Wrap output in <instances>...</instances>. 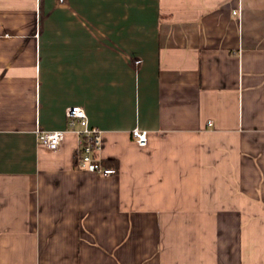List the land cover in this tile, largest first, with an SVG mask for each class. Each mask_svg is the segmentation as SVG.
Segmentation results:
<instances>
[{
	"label": "crops",
	"instance_id": "obj_1",
	"mask_svg": "<svg viewBox=\"0 0 264 264\" xmlns=\"http://www.w3.org/2000/svg\"><path fill=\"white\" fill-rule=\"evenodd\" d=\"M0 264H264V0H0Z\"/></svg>",
	"mask_w": 264,
	"mask_h": 264
},
{
	"label": "built area",
	"instance_id": "obj_2",
	"mask_svg": "<svg viewBox=\"0 0 264 264\" xmlns=\"http://www.w3.org/2000/svg\"><path fill=\"white\" fill-rule=\"evenodd\" d=\"M236 13V11H235ZM66 116L71 128L78 134V159L81 168L96 172L102 176H110L118 170L113 166L104 163L100 155L102 148V130L90 124L87 110L84 106H70L66 110ZM80 127H77V126ZM132 134L138 144H148V131L135 127ZM65 130L43 131L38 129L39 140L52 149H57L65 139Z\"/></svg>",
	"mask_w": 264,
	"mask_h": 264
}]
</instances>
